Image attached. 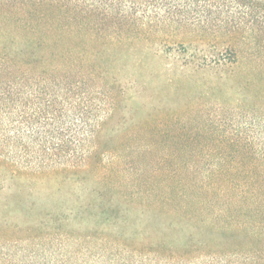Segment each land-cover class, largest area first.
<instances>
[{
	"label": "rangeland",
	"instance_id": "374dc122",
	"mask_svg": "<svg viewBox=\"0 0 264 264\" xmlns=\"http://www.w3.org/2000/svg\"><path fill=\"white\" fill-rule=\"evenodd\" d=\"M63 9L74 12V4ZM157 21L150 34L140 23L136 38L108 37L99 49L110 105L84 148L96 150L90 166H74L73 160L67 168L0 173V229L7 237L15 225L26 231L60 222L81 237L182 247L195 229H182L178 216L132 190L212 187L225 192L219 202L235 203L237 191L254 188L257 179L264 190V51L261 59L251 55L264 50V32L255 41L239 30L238 55L229 57L228 39L217 26L173 22L179 29L164 32ZM89 92L82 93L81 107L91 122ZM79 94L74 88V106L82 101ZM183 204L177 196L172 206ZM102 206L124 220L99 215ZM137 229L147 233L137 236Z\"/></svg>",
	"mask_w": 264,
	"mask_h": 264
},
{
	"label": "trees",
	"instance_id": "16d2710c",
	"mask_svg": "<svg viewBox=\"0 0 264 264\" xmlns=\"http://www.w3.org/2000/svg\"><path fill=\"white\" fill-rule=\"evenodd\" d=\"M71 3L74 12L63 9ZM155 19L166 26L164 32L179 29L173 22L217 26L220 37L228 39L230 57L238 55L239 30L255 41L262 37L264 0H0V173L67 168L73 160L74 166H90L96 150L84 148L97 136L99 117L110 105L99 49L108 37L136 38L140 23L150 34ZM262 51L251 55L261 59ZM74 88L82 99L75 106ZM89 89L91 122L81 107L82 93ZM258 184L257 179L254 188L238 190L236 203L219 202L225 192L212 187L132 190L178 216L182 229H195L182 247L143 248L117 236L81 237L60 222L26 231L15 225L12 235L22 237H7L0 229V264H264V190ZM177 196L186 204L172 206ZM99 209L107 220H124L111 206Z\"/></svg>",
	"mask_w": 264,
	"mask_h": 264
}]
</instances>
